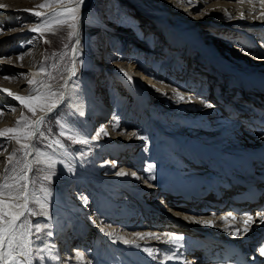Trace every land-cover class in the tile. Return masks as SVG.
<instances>
[{
    "label": "bare ground",
    "instance_id": "6f19581e",
    "mask_svg": "<svg viewBox=\"0 0 264 264\" xmlns=\"http://www.w3.org/2000/svg\"><path fill=\"white\" fill-rule=\"evenodd\" d=\"M36 1L37 0H0V5L3 6L0 7V10L2 11V13L3 12L7 13L5 14V16L7 17L11 15L17 16L18 13H23V17L29 19L31 15L35 14V12H37L38 10L36 9L37 7H35ZM93 1L94 0H85V2H83V4L81 5L80 11L78 12V17L81 18L80 19L81 21L84 17L86 18L91 17L92 5L94 4ZM185 1L186 3L184 4H180V5L175 4L173 5V7L169 5L167 7L166 5L169 2V0H156L154 3L157 5L158 3H160L161 5H159L158 7L154 5V7L151 6V8H149V6H146L149 8L148 10L145 9V5L144 7L142 5L140 6L138 5V7H136V11H138V14L142 16V18H144L140 20L139 23L140 26H143V24L146 23L144 22V20H147L149 22L145 24L146 26L147 24H149V27L159 26V25L163 27L162 31L160 30L149 31L148 34L154 33V37L153 35L147 36V37L152 36L150 39L151 43L142 40V42H138V44H140L139 47H142L144 45H146L147 47H149L150 45L153 46L152 41H155L156 39V42H158V46L160 47L159 50L155 53H157L162 57L167 55L174 56L176 52H179L180 50L178 45H182V44H185L189 48H196V50L200 54L201 59H203V54L212 53L211 49H209L206 46L207 41H205L204 39H201L202 41H199L198 39L199 37L195 36V34L193 33L192 27L190 26L191 24H189V22L185 20L187 16L188 18H190L191 15L197 11V9H201L200 8L201 5L205 7H212L209 8L208 10L209 11L208 13H211V15H208V13H206L209 16V17L207 16V19L210 20L208 21L202 20L200 17H205V15L201 14L199 17H196V19L198 20H196L195 22H202V23L204 22L205 28L210 27L213 30L215 28L217 29V32L216 33L214 32V34L210 38L212 43L217 40L219 41L217 37L219 36V34L227 32L226 31L227 29L229 30V32H232L233 34H237L238 36H240L239 34L241 33L245 34L248 38L253 36L254 34L257 35L260 31L264 32V0H240V1L213 0L209 4V6H207L206 4L207 0H185ZM210 1L211 0H208V2ZM72 7L73 6L72 5L70 6V4L68 6L66 4H56L51 8H46L38 11L41 12L42 15H40L41 19L37 21L35 24L21 30L16 29L13 30L12 32L1 35L0 47L2 46V43L4 44L7 41L10 42L11 39H14L15 41L20 40L21 38H19L18 36L22 34L31 35V33L28 32L29 29H30L29 31H32L34 28L39 27V25L42 24L45 20L50 19L51 16H54L56 13H63ZM190 8L191 10L189 12L188 10ZM151 9H153V11ZM5 19H8V21L5 20L2 26L8 27L9 25H12L14 23L9 18H5ZM218 20H223L221 26L216 24ZM224 29L226 30L224 31ZM125 31L127 34H129L130 32H133L135 34L136 32L135 29L131 26L125 29ZM52 32L53 31L47 30V28L42 31V33H45L46 38L48 37V34ZM11 33H13L12 36ZM242 34L241 36H243ZM127 36L129 37L130 35ZM140 38L146 39L145 37H140ZM22 41H24V39H22ZM123 43L124 42L122 41L120 46ZM207 44L211 46V44L209 43ZM36 45H37L36 42H29L24 47H21L18 50H12L10 52H6L3 55L4 58H1L0 60V130L9 128L10 126L12 127L13 122L17 120L18 117L21 116L20 113L21 110H15V111L13 110L14 109L13 103H19V101H17L14 98L15 96H22L28 98L30 96H35L38 94L45 95L52 92H57L58 88L62 90L61 92L62 98L52 97V99H57V107L52 109L51 111L41 110L39 103L33 105V107H35L37 111V115L35 117V122H36L40 119L46 121L48 116L51 115V113L55 112L58 109V107H60L62 104L66 102H70L73 105H75V102L77 101L79 95L78 94L79 91L91 92L90 87L88 85V82L90 83L88 78L82 76L80 77L79 60H82L83 63L86 65H88L90 62H93L95 68L98 66L97 64L98 61L96 59L92 61L89 54L88 53L86 54L84 52L81 39L79 40V44L76 43L73 47V49L75 48L76 51L73 52L72 49V54L76 61L75 66L66 75L65 79H63V81L57 85H53L52 83H50V81L46 80L48 77H46L45 73L43 72V69L45 67L43 68L41 66H35L36 63L34 62L35 60L37 62L38 58L36 57L33 59L34 56L32 52ZM128 54L130 55L133 54V56L130 57L132 58L130 61L131 62L130 64L132 66L131 69L132 74L128 73L126 69L124 70L121 69L120 66L123 65L124 63H122V61H117L113 59V57H112V61L110 62L112 64H106L107 65L106 67H108V65L109 67H113L114 73L116 74L118 79H120L121 82L123 81L122 83L128 84V86L132 90L131 96L133 95L132 97L131 96L130 97L135 98L136 102H138L137 98L141 99V104L147 103V101L148 102L154 101L156 99H158V102L160 104H162V100L166 101V103L171 101L170 106L166 107L164 109L165 112H163L162 114V115H168L169 116L168 118L173 120V121L172 120L168 121L174 124L171 127H169V129H172L174 131L182 130L187 135L191 133L200 134L203 140L211 139V137L208 136L207 132H205L208 130L205 127H203V130L199 129V131H196L193 128H188L190 125H188L187 123H185V128L178 127L179 124H184L185 122V121L183 122L185 117L179 118L178 115H181L183 114V112L186 113L191 110L190 112H188L189 113L188 116H196L195 119H192V121H195V124L199 123L200 126L201 125L204 126L206 123H208V125L212 127L211 131L208 132L209 135L216 137V139L211 140L212 142L216 144L217 143L224 144L223 147H229L231 145L239 146V144L243 147H252L254 145L255 142L252 141L250 138H248L245 134L247 133L246 131L247 125L243 123L240 124L239 122H237L238 119L233 120V116H237V113L235 112L230 113V119H223L222 116H220L219 114H214L210 111V113L205 118V122H203L200 119L199 115L209 111V109L206 107L205 100L199 101L197 98L196 100H198V102L195 103L194 100L192 99L194 95L187 93L184 95L181 94V96L173 94L171 96L173 99H169L170 94L172 93H167L168 96L164 95V97L163 95L161 96L157 95V93L159 92L158 91L155 92V90L173 89V87H171L174 86L173 77L176 78L174 72L172 71V74L174 75L169 78L160 75L159 73L160 70L156 68L151 69V66L147 67L146 64L151 63L149 62V60L151 59V55L149 54V52L146 54V53H139L138 50L136 52H132L130 50ZM183 58L184 56L181 55L179 58V62H181ZM240 60H245L246 62H241L237 60L226 63L229 67L237 68L236 69L237 71H230V72L240 73L241 75H244L246 72L250 74V71L252 70L250 68L251 64L253 65L254 68L258 67V63L253 64L254 61H252V57L249 58L245 54L241 55ZM12 62L14 64H11ZM220 67L223 68L222 65H220ZM104 68H102L103 71ZM23 70H25L24 72L27 73L29 77L34 78L35 83L28 84L27 82L28 79L22 78ZM156 71L158 72L156 73ZM6 74H8L7 78L4 77V75ZM101 74H103V72ZM106 79L107 78H105V80ZM163 79H165V81ZM220 79L221 76L217 78L218 81H220ZM101 83H103V81H100V84ZM167 83L171 84L168 85L170 86V88L166 86ZM124 87L126 88V86ZM104 91H105V87L103 89V92ZM8 93H11V95H9ZM59 97H61V95ZM101 97L103 100V98H105V94L101 93ZM181 97H183V99H181ZM96 100L97 102H100L99 104L101 105V100L99 101L97 96H96ZM135 100L131 99V101H133V104H135ZM43 102L44 101H42L41 103ZM107 104L104 105L108 108L109 103ZM106 107L103 106V108L101 109L102 113L105 112ZM135 111L138 112V114H140V111L137 110ZM4 116L6 117V119L2 120ZM139 116L141 117V114ZM67 118L59 117L60 122L63 123L62 128L68 127L69 129H73L72 122H77V120H75L76 118L73 117H71L73 119H67ZM117 119L118 122L114 124L106 125L109 126V128L111 126V129L105 128L104 131L106 132L103 131L101 133V134L105 133L107 137H109L112 134L113 137L109 139L107 138L106 140L101 138L105 141L104 142L105 145H102L101 152L94 151L95 154H93L90 157L91 160L85 158L86 155L83 151L80 153L78 150H75L72 147L70 148L69 143L65 140V134L62 133L58 136L57 135L55 136L53 133L50 132V134L46 135L44 132H42L43 130L42 125L39 126L38 129L39 132L36 131V134L38 133V135L41 138H43V136H46L43 138L45 140V144L43 142L45 146L44 148L37 147L38 149L37 150L36 147H34L35 144L34 137L37 138L35 134L30 140L27 141L21 140L20 143H17V139L13 137L10 139L11 144L9 143V146L7 148H5L4 150L2 149L3 151H0V161L6 162L8 160L10 161L9 163H11L18 159L16 155L10 156L11 153L13 152L15 153L16 150L20 151V148H22L21 147L22 144L27 143L30 146L29 147L30 154L28 155V160L30 162L29 167L31 170L29 171V179L27 184V191L30 194L29 207H31V204L35 205L37 208L40 209V211L43 212V215H41V217H39L37 221H34L36 219H31V223H30L34 226L38 225L40 228L39 236L42 239L39 241V243L42 250H38L36 247V243H35L37 240L36 235H31L28 237L30 241H33V243L30 245L28 249V252L30 254L27 256H20L18 252H14V256L17 260L23 261V264H61V261L63 259L60 258L59 254H53L52 256H50L47 253L48 243H50L54 247H59V248L68 245L67 248H69L73 254L82 253V250L79 247L74 246L75 243L73 240L75 239L76 231L78 228V227L74 228V226L76 224L75 223L76 220L79 218L81 219L79 225L83 224L82 220L86 219L87 216L84 217L85 214H82L81 212L87 209L89 210L91 206H93V202L97 201L96 193L93 187L91 186V182L95 181L96 183L101 185L108 184V181L106 179V175H107L106 173H110L109 177L111 178V176H114L116 180L126 181L128 179H131L133 176L131 175L130 170L124 171L123 170L124 167L120 166L119 162H114L115 159L112 157L115 156L116 158H118V156L120 155L122 156L123 153L125 154L136 153L134 156L140 155L142 161L148 159L149 155L147 154L146 148L144 147L146 143L143 142L142 134L139 131L145 127L154 128L158 123L155 117H154L155 122L154 121L145 122L143 118L138 119V115L136 120L133 119L129 123L128 118L123 112L119 114ZM228 121L229 123L226 124ZM233 121H235V123ZM127 122L130 124V127ZM186 122L189 123L190 119ZM253 125L254 124L252 123L249 125V127ZM150 132L152 131L150 130ZM133 133H135V136L131 138L132 137L131 135ZM38 139L37 141H39ZM57 141L59 143H57ZM211 141H207V142H211ZM3 142H4L3 140H0V148L2 147ZM62 142L64 145L62 144ZM164 143L165 141H161V144H163L164 146L160 149H157V153H161L163 155L164 163L165 164L173 163L176 167L177 166L182 167L181 166L183 165L182 162L180 165L176 160L177 155L176 157H174L173 154H171L170 157L166 156L168 152L165 150L167 146ZM129 144H131V147H129ZM179 151H184L193 154L191 150L182 146L180 147V150L177 148V153ZM197 153L200 154L199 158H203V153L200 150H197L196 154ZM35 157L40 160L41 165H44V167L46 166L47 168H49V172L52 173L51 175L52 181L46 180L45 184L44 185L42 184L39 187H37L38 185L35 186L32 178V173L34 172V167L36 166L33 163ZM133 159L134 157L132 158V160ZM148 163L150 162L148 161ZM132 164H133L132 167L137 169V167H139L140 164L142 165V162L141 163L135 162ZM65 165L73 168L74 174L68 173V170L65 167ZM151 165H154L152 169L156 170L158 165V160H153L150 166ZM109 168L112 169V172L109 171ZM198 168H203V167H198ZM6 170L7 168L3 170L0 169V184H2L3 181L1 175L6 173ZM121 171L125 173L124 176H120L117 174ZM53 173L54 175L55 173H57V175H55L54 177ZM63 175L65 178L61 179L62 185L60 187H55L54 185H51V184H56V182L60 180L59 178H61L59 176H63ZM137 176L138 178H141L140 175ZM158 176L167 186H169L174 196L178 197L183 192V188L185 187L184 183H178L175 185V181H172L169 175L160 173L158 174ZM205 180L206 179L202 178L201 182H205ZM75 182L78 183L77 184L78 187L82 186V188L84 189L89 188V191L84 192L89 194L87 198L88 201L87 205L84 204L83 199L78 201V203L75 202V200L74 201L72 200L73 199L72 191L69 194V189L71 187H74L73 184H75ZM138 184L139 183H137V185ZM76 190H79L77 189V186L73 188V195L76 192ZM190 193L193 194L194 189H192ZM90 196L92 199H89ZM112 199L115 200V202H118L119 200L115 197H112ZM41 205H44L43 210L40 207ZM143 209L146 210L147 207L143 205ZM103 210H106V208L103 207ZM107 210L110 212L111 210H113V208L110 209L109 207H107ZM45 212H47V215H45ZM98 212L99 214L97 218L99 220H102V215L106 216L107 211H102L101 209H98ZM116 212H117V208L114 207L113 214H115ZM143 215L146 217V214ZM92 216L94 217V214H89L88 218ZM150 218L153 219V214H150ZM202 221L210 222V220L208 219H204ZM104 223L105 224H102V226L105 228L104 232L105 231L107 232V237L102 238V240L107 241L105 242L106 247L105 249H102V247L104 248V244L100 245L101 252L99 253L97 259H95V264H149L151 260L149 258L147 251L146 253L143 250L141 251L133 250L137 244L140 245L138 242H144L143 239L150 241V243H152L150 245L151 248L150 247L148 248L153 249V251H156V249L159 248L167 249L171 245V241L167 240L166 237L163 236L162 238L157 239L155 235L153 236L152 234L161 235V233L152 228L134 226V230H132L128 228V225L125 226L122 223L118 222V220L116 219L114 220L105 219ZM147 223L148 222L146 220L145 224ZM48 225H51V228H49ZM206 225L207 224L199 223V226L198 227L196 226V228L199 231H204L206 230ZM32 231L33 233H35L36 231L35 227H33ZM48 231H51L53 233L51 237L45 236L46 232ZM70 233L73 236H71ZM146 234H151V235H148V237L143 239H141V237L138 236V235H146ZM124 241H128V243H125ZM94 242H97L99 245V240L95 239L93 243ZM108 243L110 245L109 249H108ZM90 248H92L91 252H94L96 249L95 246H91ZM106 249L108 250V256L106 254L107 252ZM71 252L68 253L69 257H71ZM36 253L39 254L40 256L36 255ZM102 253L105 254L102 255ZM114 253L116 255V259H112ZM169 255H172L173 258L167 259ZM41 257H43L42 262L39 261L41 260ZM69 257L66 256L68 260H70ZM178 261H179L178 255H176L175 252L172 250L167 251V253L164 254L163 256L164 264H177Z\"/></svg>",
    "mask_w": 264,
    "mask_h": 264
},
{
    "label": "rangeland",
    "instance_id": "374dc122",
    "mask_svg": "<svg viewBox=\"0 0 264 264\" xmlns=\"http://www.w3.org/2000/svg\"><path fill=\"white\" fill-rule=\"evenodd\" d=\"M155 1L156 0H94L93 1L94 4L92 5L91 17H88V18L84 17L82 19V21L80 20L81 18L79 17V27L75 31L72 29V27H70V22L69 23H59L58 22L59 20L65 19V17H63V16L56 17L55 15L51 16L50 18H55L53 20V24L50 26H46V28H47V30H50L53 32L48 34L47 38L45 37V33H42V32H35L34 33L32 31H29L30 30L29 29L28 32L31 33V35L22 34V35L18 36L19 38H21L20 40L15 41L14 39H11L10 42L7 41L4 44L2 43V46L0 47V60H1V58H4L3 55L6 52H10L12 50H18L19 48L24 47L29 42H36L37 45L34 47V50L32 52L33 56H34L33 59L36 57L38 58L37 62H36V60L34 62V63H36L35 66H41L43 68L45 67L43 69V72L45 73V76L49 78V79L47 78L46 80L50 81V83H52L53 85H57V84H60L63 81V79H65L66 75L75 66L76 61L73 57L72 49H73L74 45L77 43V40L79 41L81 39L84 52L86 54L87 53L89 54L92 61L94 59H96L98 61L97 62L98 66L96 68L94 67L91 69V67H89L90 65H86L84 63L81 64V60H79L80 77L82 76V77L88 78L90 83H92L93 81H95L97 83L96 89L99 92H101L102 94H105V98H103V102L109 103V99L106 98V95H107L106 94V92H107L106 88H107L108 91H110L111 89L113 90V93H114V95H116V99L118 101H120V99H121L125 103V102L129 101L130 96H128L129 94H127L128 92H127L126 88L123 87V85H124V83H122L123 81L121 82V80L118 79V77L116 76V74L114 72H110V71L106 70L105 68H104V70H106V71L103 74H101L103 71L101 72L99 67H101V65H103V61H101L98 58V55L100 53L102 55L103 54L105 55V49L108 48V47L105 48V46H106V44H108V40L109 41L111 40L117 46H119V49L126 48L121 53H120V51H118L119 55L117 56V54H115L113 59H115L117 61H122V63H124V64L120 66L121 69H123V70L126 69L128 73L132 74V71H131L132 66L130 64L131 63L130 61L132 58H130V57H132L133 54H131V55L128 54V52L130 50H132L128 46H131V43H132V46L135 45V41L133 39H130V38L126 39V38L128 37L127 35H132L133 32H130L129 34H127L125 32V34L127 36V37H125L124 36L125 34L123 35L120 32H118L119 34H117L113 30L116 29V26L124 25L126 22L136 23L139 20V23H140V20L144 19V18H142V16H140L138 14V11H136V7H138V5L139 6L142 5L144 7V5H145V9L148 10L149 8H151V6L154 7V5H156V7H158L159 5H161L160 3H158V5L155 4L154 3ZM212 1L213 0L208 2V0H207L206 1L207 6H209V4ZM236 1H240V0H236ZM84 2H85V0H84ZM76 3H78V0H37L35 7H37L36 9H38L37 10V12H38V11L46 9V8H51L56 4H66L67 6L70 4V6L72 5L74 7L76 5ZM184 3H186L185 0H169V2L167 3L166 6L168 7L169 5H171V7H173V5H175V4L180 5V4H184ZM42 5H46V7H41ZM146 6H149V8ZM200 8L201 9H197V11L194 14H192L190 18H188V16H187V18H185V20H187V22H189V24H191L190 26L192 27L193 33L195 34V36L199 37L198 38L199 41H202L201 39H204L205 41H207L206 46L210 49V47L207 43H209V44L212 43L210 38L212 37L214 32L215 33L217 32V29L215 28L216 30L215 29L213 30L210 27L205 28L204 22L202 23V22H195V21L198 20V19H196V17H199L201 14L205 15V17H200L202 20H205V21L210 20V19H207V16L211 15V13H208L209 12L208 10H209V8H212V7H205V6L201 5ZM151 10L153 11V9H151ZM190 10H191V8L188 11L190 12ZM39 13H41V12H39ZM206 13H208V15ZM5 14H7V13H5V12L2 13V11L0 12V36L7 34L9 32H12L13 30H16V29L21 30V29H24L26 27H29L41 19V17H37L35 14H32L29 19L24 18L23 13H18L17 16L11 15L9 17L5 16ZM107 15H109V17H107ZM77 16H78V13H77ZM93 16L99 17L100 24H101L100 26H97V24H96L97 22H99V20ZM5 18L11 19L12 22H14V23L12 25H9L8 27L2 26V24L4 23L5 20L8 21V19H5ZM229 20H231V19H229ZM144 22L148 23L149 21L144 20ZM222 23H223V20H218L216 24L221 26ZM145 24H143V26ZM147 26L149 28V24H147ZM147 26L145 25V27H147ZM46 28H44V29H46ZM158 30L162 31L163 27L161 25L157 26L156 31H158ZM225 30L226 29H224V31ZM226 31L229 32L228 29ZM43 34H44V36H43ZM12 35H13V33H11V36ZM79 35H80V38H79ZM151 37L146 36L145 37L146 41L151 43L150 42ZM217 38L220 39L219 36ZM22 39H24V41H22ZM122 41L124 43L120 46ZM155 41H156V39H155ZM136 44H137V42H136ZM122 46H125V47H122ZM150 46H152V45H150ZM150 46L147 47L146 45H144L142 47H139V44H138V45H136V49L138 50L139 53H146L147 54L149 52V54L151 55V59L149 60V62H151V63H147L146 64L147 67L151 66V69L156 68V69L160 70V72H159L160 75H163L165 77L170 78V76H166V74L164 73V69H162V68L165 66H168L167 68H169V66H171V64L172 65L177 64V62H179V58L182 55V53L176 52V54L174 56L167 55V56L162 57V56H160L154 52V50H155L154 47H157V49L159 50L160 46H158V45L155 46L154 44H153V48ZM114 47L116 48V46H114ZM99 48H100V51L98 52ZM97 52H98V54H97ZM142 57H144V56H142ZM142 57H141V59H142ZM139 60H140V58H139ZM107 61L108 60H106V62ZM111 61H112V58L108 61V63H110ZM154 63H156V64H154ZM11 64H14V63L12 62ZM110 64H112V63H110ZM108 67H109V65H108ZM110 68L113 69V67H110ZM24 71L25 70H23L22 78L28 79V81H27L28 84H32L34 81V78L29 77V75L27 73H25ZM172 71L173 70H170L171 74H172ZM157 72L158 71H156V73ZM4 77H8V74L4 75ZM105 78H107V79L105 80ZM100 81H103V83L100 84ZM168 85H171V84L167 83V85H166L168 88H170V86H168ZM173 85H175V83H173ZM104 87H105V91L103 92ZM117 89L121 93L122 97H120L119 93L115 94V91ZM121 91H123V92H121ZM61 92H62V90L60 88H58L57 92H52V93H55L56 96H54V97L58 98L61 95ZM184 94H186V93H182V95H184ZM172 95L173 94H170L169 98H172L171 97ZM167 96H168V94H167ZM179 96H181V95H179ZM129 104L130 105H128V106L123 105L121 107V110L122 109H128V108H134L130 112L132 114V117H135L136 115H138V119H142L139 116L140 114H138V112L135 111L136 109H135V105L133 104V101L130 100ZM168 104L169 105L167 107L170 106L171 101L168 102ZM163 105H165L164 100H162L161 106H163ZM13 106H14V111L15 110H21L20 111L21 116L18 117V119L13 122L12 127L10 126L9 128L1 129L0 133L5 132V130H7V129L17 128L18 127V124H17L18 121L21 122V129L22 130L25 127V125L23 124V121L27 120L29 122H32L33 124L35 123V117L37 115V111H36L35 115H33V113L31 111H29L26 107H23V105H21L19 103H13ZM65 108H66V103L62 104L60 107H58V109L55 112L51 113V115L48 116L47 120L42 125V129H43L42 132H44L46 135L50 134V132H51L55 136L56 135L58 136V135L63 133V134H65V140L69 143L70 148L72 147L73 149H75L76 146L79 148V147H81L79 144V140L78 139L76 140V139L72 138L71 135L61 131L60 130V124H58L59 122H57L59 120H57L56 115L55 116L53 115L55 113L62 112L60 110L64 111ZM190 111H188V112H190ZM163 112H165V111H163ZM163 112L161 113L159 111L160 119H157V117H155V118L158 121V124L163 123L162 124L163 127L169 129V127H171L174 124L168 122L169 120H172V119L168 118L169 117L168 115H161V114H163ZM188 112H186V113L183 112V114H181V116L182 117L188 116L189 115ZM67 113H68V111H67ZM101 113H102V110H101ZM62 115L67 116L68 118L65 117L67 119L76 118L75 116H73L72 111H70V113L67 115H64V114H62ZM174 115H177V114H174ZM71 117H73V118H71ZM192 117H193V119L196 118V116L195 117L189 116V118H192ZM5 119H6V117L4 116L2 120H5ZM75 120H77V119H75ZM188 120H186V121H188ZM129 127H130V124H129ZM106 129H111V126H110V128H109V126H107ZM135 130H137V129H135ZM37 131L39 132V130H37ZM104 132H106V131H104ZM36 136H37V138L34 137V139H35L34 147H36V149H37V147L38 148L39 147L44 148L45 147L44 146L45 140L43 138L46 136H43V138H41L38 135V133L36 134ZM101 136H102L101 138H103L104 140H106L107 138L109 139V138L113 137L112 134L109 137H107L105 135V133L101 134ZM131 136H132L131 138H133L135 135L132 134ZM13 137L14 136H12V135H0V140H3L5 142V143L3 142L2 147L0 148V151H3L5 148H7L9 146V143L11 144L10 139ZM142 137H143V142H145V140H146L145 137L144 136H142ZM37 139L39 141H37ZM43 142H44V144H43ZM101 147L99 150L100 152H101ZM144 147H145V145H144ZM78 148H77V150H78ZM145 148H146V152L148 154L149 153L148 148L147 147H145ZM24 151H25L24 149L20 148V151L16 150L15 153L13 152L10 154V156H15V155L17 156L18 159L14 162L9 163L10 161H8V160L6 162L0 161V169L3 170V169L7 168L6 173L1 175V177L3 178L2 184L6 183V182L9 184L15 183L16 182L15 177H17V176H27L29 179V171L31 170L29 167L30 162L28 160V156L27 157L24 156ZM28 151L30 154V149ZM78 151L80 153L83 151L86 155L85 158H88L89 156L91 157L94 153V151H91L88 149H81V150L79 149ZM99 151H97V152H99ZM82 156H84V155H82ZM33 163L36 166L34 167V172L32 173V178H33V182H34L35 186L38 185L37 187H39L40 185L45 184L46 180L44 179V177L46 175L48 176L52 173L49 172V168H47L46 166L44 167V165L40 164V160L38 158L35 157L33 160ZM5 165H6V168H5ZM25 165H28V168H25ZM53 175H54V173H53ZM55 175H57V173H55ZM55 175H54V177H55ZM59 177H61V178H59L60 180H58L56 182V184H51V185H54L55 187H60L62 185L61 179L65 178V177H64V175L59 176ZM51 178H52V176H51ZM49 180L52 181V179H49ZM2 184H0V185H2ZM75 184H73L74 187L77 186V189L80 190V188L82 186L78 187L77 182H75ZM74 187H71L69 189V194L71 191H73ZM85 194H86L85 198H88L89 194L88 193H85ZM89 199H92L91 196L89 197ZM72 200L73 201L75 200V202L78 203V201L82 200V197H78V198L73 197ZM30 208L33 210V212L36 213V215L27 216L29 223H31V219H36V218L38 219L39 217H41V215H43V212L40 211V209L37 208L35 205L31 204ZM37 219L34 221H37ZM102 249H104V248L102 247ZM36 255L40 256L37 253H36ZM39 261L42 262L43 259H41Z\"/></svg>",
    "mask_w": 264,
    "mask_h": 264
},
{
    "label": "snow or ice",
    "instance_id": "6c2138e0",
    "mask_svg": "<svg viewBox=\"0 0 264 264\" xmlns=\"http://www.w3.org/2000/svg\"><path fill=\"white\" fill-rule=\"evenodd\" d=\"M84 0H78V3L66 12L56 13V17H65L63 20H59V23H69L70 27L75 31L79 27V17L77 13L80 11V7L83 4ZM0 7H3L0 5ZM41 7H46V5H42ZM35 15L40 17L41 13L36 12ZM55 18H50L45 20L39 27L34 28L32 31L34 32H42L46 26H50L53 24V20ZM77 44L79 41L77 40ZM76 49H73L75 52ZM264 59V57H261ZM81 64L83 61L81 60ZM7 78V77H6ZM35 83V81H33ZM11 95V93H8ZM56 96L54 93H49L45 95H35L30 96L28 98L22 96H15L14 98L19 101L24 107H26L29 111L35 115L36 108L33 107L34 104L39 103L41 110L51 111L52 109L57 107V99H52V97ZM62 98V94L61 97ZM183 99V97H181ZM44 101L43 103H41ZM206 107L212 108L213 105L211 103H207ZM14 110V109H13ZM82 115V114H81ZM45 121L40 119L36 121L34 124L27 120L23 121L25 127L23 130L21 129V122L18 121V127L15 129H7L5 132L0 133V135H12L17 139V143H20L21 140L27 141L30 140L39 129V126L43 125ZM118 126V125H117ZM103 131V129H101ZM135 135V133H133ZM261 139H264V130H262V134L260 136ZM82 143H87V140L80 141ZM57 143H59L57 141ZM22 149H24V156L27 157L29 155V145L27 143L21 145ZM11 159V158H10ZM68 170V173L74 174V169L65 165ZM150 168L154 167V165L149 166ZM25 168H28V165H25ZM120 176H124V172L117 173ZM51 175L45 176V180L51 179ZM135 175V173H133ZM155 179V177H152ZM15 183L9 184L4 183L0 185V264H23V261L17 260L14 256V252H18L20 256H27L30 253L28 249L33 241L28 239L31 235H36V247L38 250H42L40 247L39 241L42 239L39 236L40 228L38 225L34 226L29 223L27 216L36 215L35 212L29 207L30 194L27 191L28 177L27 176H17L15 177ZM87 198L84 199V204L87 205ZM42 210L44 209V205H41ZM264 211V210H262ZM47 215V212H45ZM24 218V219H22ZM227 220V218H224ZM261 222H264V215L260 216ZM250 222H253L252 216L249 215L244 221L245 225H248ZM200 223L209 224L208 221H201ZM35 227L36 231L33 233L32 229ZM51 228V225H48ZM245 232H247V227H245ZM53 233L51 231L46 232V237H51ZM151 235V234H149ZM158 239V237H156ZM184 239L183 236H172L171 242L178 246L180 245V241ZM128 243V241H124ZM257 250L260 255L264 256V240L259 241L257 244ZM77 256H80V253H77ZM173 256L169 255L167 259H172ZM43 259V257H41ZM264 264V261L261 262Z\"/></svg>",
    "mask_w": 264,
    "mask_h": 264
}]
</instances>
